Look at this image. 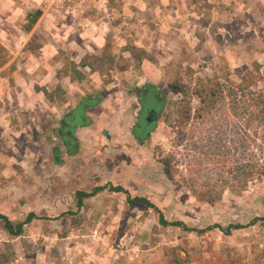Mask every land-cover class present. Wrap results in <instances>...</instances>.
<instances>
[{
	"label": "rangeland",
	"instance_id": "1",
	"mask_svg": "<svg viewBox=\"0 0 264 264\" xmlns=\"http://www.w3.org/2000/svg\"><path fill=\"white\" fill-rule=\"evenodd\" d=\"M52 1L59 12L61 4L75 0H36L33 11H44ZM2 3L0 28L8 6ZM243 6L242 15L234 13L229 22L222 23L216 11L211 26L203 16L195 24L192 14L181 13L176 23L166 24L175 28L166 34L146 30L141 39L121 42L107 35L98 45L86 39L54 54L46 51L43 28L20 55L16 42L3 40L11 42L18 30H0L7 51L0 69V214L13 223L35 217L16 239L0 222V264H264V183L252 185L236 202L225 195L215 205L201 203L170 182L160 163L174 153L185 173L189 143L176 147L163 119L151 144L137 154L129 135L136 106L126 92L132 83L172 90L179 80L217 75L239 83L251 72L259 78L253 90L264 93V0H245ZM99 90H106V97L89 111L93 125L78 130L79 154L53 165L52 124ZM105 129L112 138L108 154L100 149ZM109 185L122 186L131 198H147L170 224L244 228L227 236L218 229L197 235L163 227L157 211L129 206L124 193L108 189L78 207L77 192Z\"/></svg>",
	"mask_w": 264,
	"mask_h": 264
},
{
	"label": "trees",
	"instance_id": "2",
	"mask_svg": "<svg viewBox=\"0 0 264 264\" xmlns=\"http://www.w3.org/2000/svg\"><path fill=\"white\" fill-rule=\"evenodd\" d=\"M42 14L41 9L29 13L24 31L30 32ZM6 53L0 44V69L7 64ZM258 79L251 72H247L239 83L215 75L192 78L187 83L179 80L172 90L164 91L161 108L167 105L163 110L165 130L175 135L176 147L184 142L189 144L185 173L178 169L174 153L163 156L160 163L170 182L184 187L201 203L215 205L225 195L236 202L252 185L264 183V93L253 90ZM134 86L129 84L127 92L130 93ZM97 102L95 97L78 102L72 113L77 119L73 121L80 127H89L92 120L87 112ZM109 187L113 192L125 193L129 206L140 205L157 211L163 227H178L197 235L218 229L227 236L233 229L244 228L237 225L224 229L217 225L201 230L188 228L183 222L170 224L147 198H131L122 188ZM104 189L98 187L92 193L78 192V207L84 199ZM34 218L29 216L24 222L13 223L0 214L4 230L14 239L23 235L25 226Z\"/></svg>",
	"mask_w": 264,
	"mask_h": 264
},
{
	"label": "crops",
	"instance_id": "3",
	"mask_svg": "<svg viewBox=\"0 0 264 264\" xmlns=\"http://www.w3.org/2000/svg\"><path fill=\"white\" fill-rule=\"evenodd\" d=\"M227 1L229 0H75L74 3L64 2L63 6L61 4L59 12L53 10L52 1L33 29L27 33L24 31L27 25L26 17L33 12L36 0H16L13 6L10 4L11 0H3L2 4L7 2L8 6L2 11L0 30L3 34L5 30H18L19 36L11 42L7 37L3 40L9 44L16 42L18 49L14 50L16 55H20L32 35L39 28H43L46 51L54 54L58 53L63 45L77 46L80 41L82 44L86 39L98 45V42H105L109 36L120 37L118 41L121 42L130 37L141 39L140 36L145 34L146 30H156L163 34L165 29H175L171 25L165 26L168 22L176 23L181 19V13L192 14V22L195 24L197 19L203 16L211 26L214 18L212 13L216 11V14H220L222 23L229 22L233 20L234 15H242L245 0H234L236 5H230L231 8ZM70 14L74 15L75 20H68ZM96 14H101V17H96ZM184 21L185 19L179 23ZM16 120L13 117L12 122Z\"/></svg>",
	"mask_w": 264,
	"mask_h": 264
},
{
	"label": "flooded vegetation",
	"instance_id": "4",
	"mask_svg": "<svg viewBox=\"0 0 264 264\" xmlns=\"http://www.w3.org/2000/svg\"><path fill=\"white\" fill-rule=\"evenodd\" d=\"M165 90L167 89L161 88L157 85H151L149 84V82L144 81L135 84L134 88L132 89V91H130V93L126 92L128 93V95L131 96L132 102L136 106L134 111V116L132 119V125L129 131V135L132 141L135 143V147L132 151V154H137L143 151L145 147L151 144L152 141L151 137L153 132L159 127V122L162 119L164 120L163 110L167 107V105L164 109L163 107L161 108V106L163 105L164 102ZM105 94H106V90H99L97 94H92L88 96V97L98 98V102L94 104L93 108L88 109L87 115L89 117H90L89 111L95 109L103 102L104 98L106 97ZM81 100H79L78 102H80ZM76 104L72 108V110L65 113L64 116L57 123H53L50 128L49 138L51 142L49 146L51 148V163L53 165H57V167L63 165L64 163L63 157L75 158L79 154L80 143L78 138V130L89 128L93 125V120L91 117L90 118L92 120V123L89 127H80V125L76 124V122L73 121V119H77V117L74 118L72 116L73 115L72 113L76 108ZM65 120L67 122H65ZM101 136L104 140H102V146L100 149L104 153L108 154L110 153V151L107 150L106 146L111 144V139H112L111 133L110 131L105 129L101 132ZM103 141L106 143H104ZM114 155L115 157H117V154ZM100 187L111 191L110 187L108 186H100ZM118 187L126 191L122 186H118ZM116 193H120V192H116Z\"/></svg>",
	"mask_w": 264,
	"mask_h": 264
}]
</instances>
